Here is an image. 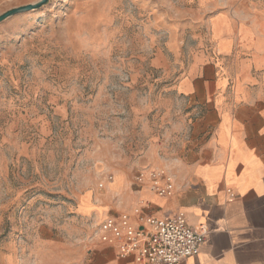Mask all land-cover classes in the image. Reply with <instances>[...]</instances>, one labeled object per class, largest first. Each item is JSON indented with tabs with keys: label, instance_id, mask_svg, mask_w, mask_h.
Returning <instances> with one entry per match:
<instances>
[{
	"label": "rangeland",
	"instance_id": "obj_1",
	"mask_svg": "<svg viewBox=\"0 0 264 264\" xmlns=\"http://www.w3.org/2000/svg\"><path fill=\"white\" fill-rule=\"evenodd\" d=\"M38 1L0 0V15ZM198 10L48 0L0 22V264L87 263L99 222L127 210L124 179L135 191L139 169L177 177L192 160L206 105L176 85L205 53Z\"/></svg>",
	"mask_w": 264,
	"mask_h": 264
},
{
	"label": "crops",
	"instance_id": "obj_2",
	"mask_svg": "<svg viewBox=\"0 0 264 264\" xmlns=\"http://www.w3.org/2000/svg\"><path fill=\"white\" fill-rule=\"evenodd\" d=\"M189 1L206 19V47L176 89L206 105L196 119L200 149L177 168L172 198L136 186L130 191L124 179L122 211L137 205L157 216L184 211L189 224L208 225L200 253L179 264H264V25L258 20L264 0ZM83 264L141 263L97 243Z\"/></svg>",
	"mask_w": 264,
	"mask_h": 264
},
{
	"label": "built area",
	"instance_id": "obj_3",
	"mask_svg": "<svg viewBox=\"0 0 264 264\" xmlns=\"http://www.w3.org/2000/svg\"><path fill=\"white\" fill-rule=\"evenodd\" d=\"M105 180L112 182L114 176ZM133 185L164 198L174 197L177 190L175 175L162 166L139 169ZM227 192L230 199L236 198L232 189ZM209 231L205 224H189L184 211L157 216L145 213L143 206L137 205L132 211L105 216L97 226L96 237L100 243L113 247L120 257H132L141 264H179L200 253Z\"/></svg>",
	"mask_w": 264,
	"mask_h": 264
},
{
	"label": "water",
	"instance_id": "obj_4",
	"mask_svg": "<svg viewBox=\"0 0 264 264\" xmlns=\"http://www.w3.org/2000/svg\"><path fill=\"white\" fill-rule=\"evenodd\" d=\"M47 1L48 0H39L36 3H31V4H28V5H24V6H21V7H17V8L11 9V10L7 11L6 13L0 15V22L2 20H4L5 18L13 15V14H17V13H21V12H25V11H30L32 9H36V8L42 6L43 4H45Z\"/></svg>",
	"mask_w": 264,
	"mask_h": 264
},
{
	"label": "bare ground",
	"instance_id": "obj_5",
	"mask_svg": "<svg viewBox=\"0 0 264 264\" xmlns=\"http://www.w3.org/2000/svg\"><path fill=\"white\" fill-rule=\"evenodd\" d=\"M203 224H205V223H203ZM206 225V224H205ZM208 226V225H207ZM210 230V229H209ZM209 234H210V231H209ZM209 234H208V236H207V239H206V242L208 241V238H209ZM205 242V243H206Z\"/></svg>",
	"mask_w": 264,
	"mask_h": 264
}]
</instances>
